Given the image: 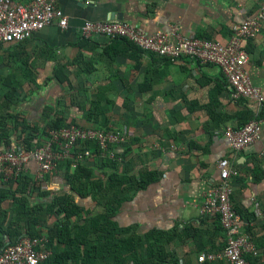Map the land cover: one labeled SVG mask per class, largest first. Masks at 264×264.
<instances>
[{
	"label": "crops",
	"instance_id": "obj_1",
	"mask_svg": "<svg viewBox=\"0 0 264 264\" xmlns=\"http://www.w3.org/2000/svg\"><path fill=\"white\" fill-rule=\"evenodd\" d=\"M57 5L69 18L67 28L55 23L24 42L0 43V116H6L0 123L5 119L8 128L3 130L12 143L19 138L13 129L17 118L43 127L57 109L69 123L126 130L127 141L114 146L117 167L138 179L145 176V181L156 178L131 190L114 220L131 228L125 236L165 232L159 238L168 254L164 264L173 260L177 264H230L223 256L199 260L201 254L222 253L227 244L220 218L203 214L201 206L204 192L220 180V161L229 157L238 171L231 180L233 202L254 246L245 256L248 264H264V127L259 139L241 151L232 150L227 136L230 129L239 130L253 118H264V101L236 99L217 64L189 56L171 60L106 35H82L86 21H119L137 25L149 35L169 33L177 25L188 38L228 44L232 27L264 8V0H58ZM246 50V69L264 96V23ZM56 74L66 81L61 82ZM11 84L17 86L12 89ZM12 90L10 100L5 94ZM90 114H96L93 120ZM4 141L0 138V151L10 147ZM84 163L95 167L97 177L112 172L108 166L98 167L95 156ZM23 172L30 173L32 182L21 209L45 219L37 225L39 234L33 236L47 238L51 256L52 248H64L57 237L51 245L50 238L51 227L62 216L51 214V202L70 191L65 169L59 166L39 179L36 162L29 160ZM10 183L0 171V189L14 190L15 182ZM16 195L7 194L1 201L7 218L15 215ZM77 200L91 214L104 209L91 198ZM72 220L84 223V218ZM21 225L26 233L27 224Z\"/></svg>",
	"mask_w": 264,
	"mask_h": 264
},
{
	"label": "built area",
	"instance_id": "obj_2",
	"mask_svg": "<svg viewBox=\"0 0 264 264\" xmlns=\"http://www.w3.org/2000/svg\"><path fill=\"white\" fill-rule=\"evenodd\" d=\"M57 1L33 0L29 3H17L14 0H0V43L24 42L55 23L62 29L67 28L69 18L58 7ZM263 23L264 8L243 23L234 25L228 44L208 38H188L177 25L172 26L169 33L149 35L137 25L119 21H86L82 27V35L86 38L95 34L106 35L111 39L125 38L144 51L157 52L171 60L189 56L203 63L217 64L226 74L236 99L249 97L263 102L261 88L253 83L246 69L249 61L246 44L260 35ZM71 125L65 126L69 128L51 131L50 137L35 150L28 151L17 145L0 151V171L3 179L7 181L17 176L29 160L36 162L39 179L54 173L60 161L65 159L76 162L90 160L95 156L88 145L90 141L98 145L100 158L116 159L114 146L127 141L126 130L83 129L70 127ZM263 127L264 118L260 117L253 118L239 130H228L227 136L232 150L241 151L256 142ZM219 167L220 180L204 192L201 211L205 215L220 218L228 234L227 244L222 253L201 254L199 260L223 256L230 264H248L245 253L254 250V246L250 235L244 231V218L232 198L231 180L238 171L229 157L223 158ZM49 255L47 238L44 235L31 236L24 233L16 242L1 249L0 264H41Z\"/></svg>",
	"mask_w": 264,
	"mask_h": 264
},
{
	"label": "trees",
	"instance_id": "obj_3",
	"mask_svg": "<svg viewBox=\"0 0 264 264\" xmlns=\"http://www.w3.org/2000/svg\"><path fill=\"white\" fill-rule=\"evenodd\" d=\"M116 40L124 41L135 49L138 48L125 38ZM8 44L12 45L13 43ZM55 77L61 82L66 81L62 74H56ZM16 86L17 84H11L12 89ZM8 93L5 96L10 100L13 99V90ZM63 104L64 101L60 100V105ZM93 109L97 108L93 105ZM95 115L90 114L89 118L93 120ZM5 117L0 116V118ZM14 118H17L16 115ZM5 119L0 123V138L5 139L3 144L5 147L13 146L12 139L6 134L7 130H3L8 128ZM68 125L69 122L60 109H57L54 116L46 121L43 127L17 118L13 124V129L18 130L17 136L19 137L16 138L15 145L18 144L28 151L35 150L44 143L45 138L50 137L51 131ZM88 145L94 151L97 166H108L112 172H105L104 176L97 177L95 167L87 163L74 162L72 159L60 161L59 166L65 169V178L70 186V191L56 195L51 202V214L58 213L62 216L51 227L50 239L52 245L54 238L57 237L59 244H63L64 248L60 249L57 246L54 249L51 247L53 250L51 256L49 255L41 264H164L168 254L164 252V240L160 241L159 238L161 235H166L165 232L154 230L146 235H139L135 232L130 236H125L131 231V228L119 226L114 220L122 201L129 198L130 191L143 187L146 183L155 180L156 177H148L145 181V176L138 179L125 174L117 167L119 163L117 154L116 159H99L97 156L100 153L98 145L92 141L88 142ZM23 171L7 180V184L10 181L15 182L14 190L0 189V251L8 244L16 242L19 236L24 233V230L21 229L22 222L27 224L26 234L31 236L39 234L36 231L37 225L45 222L43 216L31 215L28 210L21 209L20 202L26 198L27 189L32 182L30 173ZM15 192L17 193L15 215L12 218H7L6 211L1 208V201L7 197V194L15 195ZM77 197L91 198V201H96L104 209L91 214V211L86 209V206L82 205ZM73 218H77V220L84 218V223L72 220ZM145 248L148 254L144 250ZM171 262L177 264L175 260Z\"/></svg>",
	"mask_w": 264,
	"mask_h": 264
},
{
	"label": "rangeland",
	"instance_id": "obj_4",
	"mask_svg": "<svg viewBox=\"0 0 264 264\" xmlns=\"http://www.w3.org/2000/svg\"><path fill=\"white\" fill-rule=\"evenodd\" d=\"M70 124H72L70 127H72V126H77V127L83 128V129H98V130H100V128L86 127V126H83V125H81V124L69 123V125H70ZM62 128L64 129V128H69V127H62ZM102 130H104V129H102ZM50 133H51V132H50ZM46 140H47V139H46ZM46 140H45V141H46ZM45 141H44V142H45ZM17 145H18V144H16V145L13 144V146H10V147H8V148H9V149H12V148H14V147L17 146ZM18 146H19V145H18ZM8 148H7V149H8ZM98 155H99V153H98ZM98 155H97V156H98ZM90 156H91V155H90ZM98 157H99V159H101L100 156H98ZM92 158H93V157H92ZM85 160H86V159H85ZM85 160H84V161H85ZM75 162H76V161H75ZM77 162H78V161H77Z\"/></svg>",
	"mask_w": 264,
	"mask_h": 264
}]
</instances>
